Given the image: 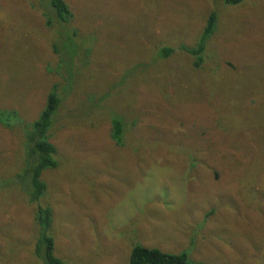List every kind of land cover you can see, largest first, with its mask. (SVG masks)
<instances>
[{
    "label": "rangeland",
    "instance_id": "374dc122",
    "mask_svg": "<svg viewBox=\"0 0 264 264\" xmlns=\"http://www.w3.org/2000/svg\"><path fill=\"white\" fill-rule=\"evenodd\" d=\"M66 1L74 17L60 26L50 0H0V109L17 110L19 126L53 84L63 100L51 130L59 167L42 176L57 256L130 264L143 245L264 264V0ZM211 12L218 25L196 68L180 47ZM161 46L176 50L164 62ZM115 115L127 120L124 146L111 138ZM26 133L0 125V264H43L17 178Z\"/></svg>",
    "mask_w": 264,
    "mask_h": 264
},
{
    "label": "trees",
    "instance_id": "16d2710c",
    "mask_svg": "<svg viewBox=\"0 0 264 264\" xmlns=\"http://www.w3.org/2000/svg\"><path fill=\"white\" fill-rule=\"evenodd\" d=\"M244 1L245 0H223L227 5H238ZM50 5L55 14L53 19L58 25L62 26L65 23H69L74 17L66 0H50ZM217 25L218 14L216 12H211L206 21L204 31L195 45H183L180 47V50L185 51L193 57L194 67L199 68L202 65L203 54L206 51L207 42L215 32ZM73 40L74 37H72L70 41L69 39L65 41V45L69 48V52L72 56L76 53L79 54V47ZM158 49V62H164L176 52L172 47L161 46ZM57 89L58 84H53L46 96V101L40 115L32 122L23 123V121H19L18 126L17 120L22 117L18 114L17 110L0 109V125L2 127L11 131L13 130V132L17 128L19 129L20 126L22 130H27L25 140H23V147L24 149L26 148V156L22 171L17 174V178L23 183L24 190L29 193V205L34 207L35 226L33 235H36L35 253L42 260L43 264H67L64 259L58 257L56 254V238L53 233V211L50 204L46 202L48 185L42 177L46 170L57 169L59 167V160L57 159L59 150L51 140V130L54 125V120L56 119L63 101ZM124 116L126 115L124 114ZM13 120H15V123ZM127 127L126 118H117V116L115 118L114 116L112 117L111 138L118 147L126 144L125 131ZM213 211L214 210H211L207 213V216H210ZM130 264L209 263L191 261L186 252L169 253L158 248L135 245L131 251Z\"/></svg>",
    "mask_w": 264,
    "mask_h": 264
}]
</instances>
